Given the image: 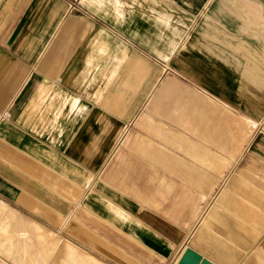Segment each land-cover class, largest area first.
Wrapping results in <instances>:
<instances>
[{
    "label": "crops",
    "instance_id": "obj_1",
    "mask_svg": "<svg viewBox=\"0 0 264 264\" xmlns=\"http://www.w3.org/2000/svg\"><path fill=\"white\" fill-rule=\"evenodd\" d=\"M68 5L64 0H0V113H10L0 120L1 205L13 209L12 205L32 216L34 219L25 220L30 227L51 230L45 226L59 227L63 218L66 225L78 200L76 206L123 232L124 243H120L126 250L119 251L117 243L112 246L109 260L113 264H153L147 257L133 255L135 242L156 254L159 264H178L187 248L214 264H241L264 235V175L255 188L245 189L244 174H225L240 154L225 159L216 155L213 159L224 162H215L216 168L208 174L173 151L182 136L172 127L153 132L164 144L139 130H127L133 120L142 128L153 123L148 108L158 95L176 94L178 100L183 99L166 78L161 77L150 92L135 98L136 103L127 93L103 98L99 86L103 69L110 70L108 76L112 70H131L141 80V73L154 59L168 60L170 68L174 62L180 72L205 84L208 98L229 113L224 124L233 127L236 136L244 134L250 143L254 131L245 120H264V41L241 44L246 35L240 16L254 21V37L262 38L264 0H121L118 9L114 0H103L99 11L85 5L93 13V21L84 17L71 20ZM230 36L240 37V42L229 40ZM11 38L14 41L7 46ZM65 53L69 57L78 54L76 77L66 70L75 68L72 61L61 66L60 54ZM195 53L201 55L195 57ZM11 67L16 68L12 74ZM207 77L213 81H206ZM127 78L124 74L120 83L134 89ZM227 100L248 115L234 111ZM199 110L195 105L184 107L185 113L175 115L173 121L186 122L185 116L193 124H201L204 117L196 118ZM258 145L254 148L264 147ZM146 147L152 159L148 160L150 170L145 162L127 169L118 166L120 152L145 151ZM190 152L202 157L198 150ZM161 168L168 172L162 173ZM122 171L121 180L110 183ZM99 172L104 183L133 196L141 209L134 210L128 201L119 203L99 192L94 179ZM193 184L201 188L198 199L191 195ZM91 190L101 194L98 199L109 200V217L98 214L89 200L80 203ZM163 205L175 216L180 206H191L196 219L170 220L158 210ZM113 220L125 222L116 225ZM95 236L89 237L92 248L98 241ZM61 237L57 264H109ZM69 245L79 252H68Z\"/></svg>",
    "mask_w": 264,
    "mask_h": 264
},
{
    "label": "rangeland",
    "instance_id": "obj_2",
    "mask_svg": "<svg viewBox=\"0 0 264 264\" xmlns=\"http://www.w3.org/2000/svg\"><path fill=\"white\" fill-rule=\"evenodd\" d=\"M64 1L69 4L68 6H70L69 17L71 20L75 21L79 18L82 19L83 17L87 20H94L93 13L85 8V5L81 3V0ZM240 17L241 20H244V34L246 35L241 44L250 46L252 45L251 41L253 40L264 41V36H262V38H258L257 36L254 37L255 30L257 31V26L255 25L254 21L251 22L248 19L246 20V17L243 15ZM261 22V24L264 25V18ZM229 40L233 42H240V37L230 36ZM13 41L14 38H11L7 42V46L11 45ZM234 50L242 52L240 47H235ZM60 55H63L62 58H59V60H61V66L62 62H73L75 68L66 70L71 71V76L76 77L78 54L72 53L70 54V57L68 53ZM198 55L201 54H194L195 57H198ZM67 57H69L71 60H67ZM246 57H248V55ZM11 60L13 59L11 58ZM168 63V60L158 62L154 59V63L151 62V67H147V71L143 74L141 73L143 82H146L144 84L141 82L142 79H136L134 73L131 70L129 71L130 73L122 69L112 70L111 76H108L107 74L110 70L108 71L103 69L99 91L101 92L103 98L108 96L110 97V95H115L114 97H118L119 94L124 95L127 93L128 96L134 98V103H136L135 98H138V96H140L143 92H150V90L161 77L171 81L172 88H176L177 91L182 93L183 99L178 100L176 94L158 95L148 108L151 113V122L153 123L150 126H147V128H142L138 126V124H136L133 120L127 130L131 131V133L139 130L143 132L146 137H148V139H158V143L160 142V144H164V142H161V138L156 136L153 132H159L164 130L166 127H172L175 132H177V134L182 136L181 142H178L176 146L172 147L173 151L177 153L183 160L192 163L195 167L203 168V170L208 174L212 171V169H214L213 167L215 166L213 164L215 162H218L220 165L224 162V160L218 161L216 158L213 159V157L216 155H223L225 159V157L230 158L240 154L237 163L231 169H228L225 174H227L229 177L238 173L244 174L247 178V181H243L242 187L245 189L255 188V186H257L259 183V178L263 177L264 175V147H259V149L254 148V146H259V143L264 145V120L261 122H251L252 120L249 118L245 120L246 124L249 125L254 131L253 139L250 143L245 140L244 134H239L236 136L233 127L224 124L223 118L229 113L222 105L213 102L208 98V94L206 92H209V89L206 88L205 84L197 79L192 78L183 71L180 72L175 66L174 62L170 63L171 68L169 67ZM15 70L16 68L11 67L10 73L12 74ZM106 72L108 73L106 74ZM124 74H127V80L129 81L130 79L132 84H134V89L129 88L128 85L120 83L123 80ZM91 79L93 80V78ZM87 81L89 80H86V87L89 88V82ZM206 81L212 82L213 79L212 77L211 79L210 77H207ZM147 82L149 83L147 84ZM210 94L211 96L213 95L215 97L213 92L210 91ZM225 102L230 104L234 111L236 110L239 113L248 115V113H246L247 111L241 107H238L232 101L227 100ZM193 105L200 109L196 118L204 117V120L201 124H193L191 118L185 117L184 115L183 118H185L186 122L179 124L173 121V117L175 115L185 113L182 111V108H192ZM102 106L105 107L104 103ZM143 114L144 111L142 112V115ZM232 136L236 137L235 141L230 140V138L232 139ZM186 139H193L191 140L193 142L189 143L186 141ZM211 146H215V148H212ZM193 149L201 152L202 157L193 156L190 152ZM147 150H149V148L146 147L145 151L144 148H134L132 151L125 150V152H120L117 159L119 163L118 166L122 168L125 167L127 169L129 166L136 167L145 162L147 163V165L145 164L147 169L150 170L152 165L148 164L150 163L148 160L152 159L148 157L146 153ZM160 167L164 166L160 165ZM111 168L113 169L115 167ZM160 171L162 173L168 172L162 168ZM169 176L172 175L169 173L165 177L169 179ZM101 177H103L102 172H99V174L94 176V179H96L95 186L99 192L119 203H122L121 201L125 200L126 202L128 201L129 205H134V210L141 209L139 206L140 203L132 198L133 196L123 195L111 186L112 184H115L121 180L120 178L123 177V171L114 176L115 178L110 181V183H112L111 185L104 183V181L101 180ZM177 182H179L182 187H186V185L180 180ZM193 186L194 187L190 190L191 195L194 199H198L199 197L196 196V193L199 192L201 188H199L197 184H193ZM88 189L89 185H87L86 192ZM219 191H217L213 197H210L207 203L213 201ZM99 196L101 197L100 193L96 191L93 192L91 190L85 197L80 198V203L83 202L82 204H85V202H88L89 200V202L94 206L95 211L101 216L107 218L109 217V200L105 198L100 200L98 199ZM77 201L78 200H75L74 205L72 206V212L69 214V220L67 221L66 225L64 223L65 219L63 218V221L59 227L45 226L51 230H47L39 226L30 227V223L26 221L34 219L32 216L24 212H19L12 205L10 206L13 209H16V211L2 206L0 203V264H57L55 258H57L58 254H62V247L60 245L62 241L61 236L79 244L101 260L109 264H113V262L109 260V257H111L112 254L111 252L113 251L112 246H115V243H117L119 251L124 250L122 252H125L126 250V245L120 243H124L123 232L114 229L107 223L99 221L96 217L86 213L79 205L76 206ZM154 210H161L166 214L167 217L170 218V220H174L175 222L176 220L179 222L181 219H191L192 221L196 219L192 214L191 206H180L178 212L176 211V216L172 215L170 208H165L164 205L159 207L158 210ZM119 222L124 223L125 221L116 220L114 223L117 225ZM86 232L89 233L87 234L88 237L86 236ZM93 234H95V237L98 239V241L94 243V248L91 247L92 242L89 238L90 235ZM111 242H114V244ZM132 249L133 255L137 258L141 259L142 257H147V259L152 261L151 263L159 264L158 259L155 257L156 254L146 251L137 242L134 243ZM68 252L74 253L79 252V250L73 246H70ZM258 253H260L259 256ZM260 257L262 258L263 262L260 260ZM91 259L93 262L97 261L94 257H91ZM68 264H76V262L69 261ZM241 264H264V235L261 241L246 253Z\"/></svg>",
    "mask_w": 264,
    "mask_h": 264
},
{
    "label": "water",
    "instance_id": "obj_3",
    "mask_svg": "<svg viewBox=\"0 0 264 264\" xmlns=\"http://www.w3.org/2000/svg\"><path fill=\"white\" fill-rule=\"evenodd\" d=\"M178 264H214L210 260L203 258L198 252L187 248Z\"/></svg>",
    "mask_w": 264,
    "mask_h": 264
},
{
    "label": "clouds",
    "instance_id": "obj_4",
    "mask_svg": "<svg viewBox=\"0 0 264 264\" xmlns=\"http://www.w3.org/2000/svg\"><path fill=\"white\" fill-rule=\"evenodd\" d=\"M81 3L86 5L89 8H92L93 6H95L97 11H99L100 8L103 7V0H81ZM114 4L117 9L122 7L121 0H114Z\"/></svg>",
    "mask_w": 264,
    "mask_h": 264
},
{
    "label": "built area",
    "instance_id": "obj_5",
    "mask_svg": "<svg viewBox=\"0 0 264 264\" xmlns=\"http://www.w3.org/2000/svg\"><path fill=\"white\" fill-rule=\"evenodd\" d=\"M10 116V113L8 111H4L0 113V120L6 119Z\"/></svg>",
    "mask_w": 264,
    "mask_h": 264
}]
</instances>
